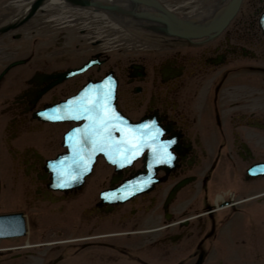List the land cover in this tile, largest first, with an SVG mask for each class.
<instances>
[{"label": "flooded vegetation", "instance_id": "af4514ba", "mask_svg": "<svg viewBox=\"0 0 264 264\" xmlns=\"http://www.w3.org/2000/svg\"><path fill=\"white\" fill-rule=\"evenodd\" d=\"M256 9L258 10L255 13ZM259 9L258 3L252 8H248L247 12L245 8L230 24L229 29H226L225 35L211 40V44L204 50H200L199 47H197V51L193 50V47L189 48V44L175 49L176 40L162 39L163 44L156 46V51L142 52L140 58L132 59L125 65L129 70L126 81H131L134 78L140 80L139 84L132 88L137 89L135 93H140V97L130 98V100L139 106L154 110L161 119H164L161 114L166 117L168 113H171L182 122L188 112L185 109L188 102L186 98H197L203 86L199 82L200 78L206 81L207 79L203 76L212 73L209 70H213V68L205 63L206 57L218 58L219 53H224L219 58L229 60L239 51H244L242 54L249 55L242 56V60L249 61L242 64L243 72L240 74L235 71L236 75L232 78L234 81L231 83V79L227 83L228 86L223 85L225 90H221L218 97L249 98V102L253 100L255 109L249 114V117H247V113L238 114L240 124L248 123L246 125L248 127L243 129L240 134H232V130H228L225 126L230 120L238 119L237 116L234 117V114H226V112L222 114L215 112L206 114L208 117L206 122L210 124L216 122L217 129L212 130L205 127L204 129L186 130L182 128L181 130V132L183 131L182 145L185 150L179 155L178 167L166 178L171 179L172 185L189 177L193 178V181L181 192H178L171 203L169 220L172 227L155 228L150 230L154 231L150 235L143 233L145 231L141 232L138 225L143 222L142 218L145 215L139 217L136 215L135 209L131 210L128 206H123L114 210L117 220L128 223L130 222L128 218L133 219L131 223L133 230L123 233L122 241H113L117 238L108 237L105 234L100 235L102 239L99 241L76 245L74 260H68L66 248L46 247L43 251V264H159L160 261L156 260H159L160 257L171 264H195L197 260H202L200 264H249L246 260H264V175L250 176L247 173L249 166L264 163V98L262 95L258 96L256 91L257 87L264 91V78L262 75L258 76L253 73L259 70L264 73V64L260 63L264 62V35L258 26L257 13ZM251 10L255 16H251ZM37 27L39 28V26H35V28ZM13 36L19 37L20 35L15 33ZM152 36L159 37L160 35ZM159 42L154 40L151 44L157 45ZM227 45H232L234 48L227 47ZM88 49L82 56H77L78 54L75 52L65 55L63 60L60 58L64 64L67 61L72 62L70 68L81 67L93 58L99 60L97 63H90L84 71L62 83H55L52 79L41 85V82L36 80L35 76L43 72H41L42 70L35 71V69L39 67L45 73L52 72L49 67H54V62L46 61L44 65L38 63L32 66L29 75L34 74L33 79L36 82L31 86V91L27 93L24 86H21L22 83L14 84L13 82L11 85L16 86V91L10 98L4 99L6 109H2V113L7 114V119L12 122L20 119V125H22L21 121H25L28 125L26 118L31 114L33 107L29 105L26 97L34 98L36 96L35 98H41L39 102L45 101L42 98H68L78 87V89L82 87H80L81 84L88 81L96 82L107 74H115L114 66L107 65L106 73L100 76L101 67L105 64L106 59L94 52L92 48ZM45 50L52 56L50 53L52 51H49L48 47H45ZM84 55L88 56V60H90H83ZM250 58L254 63H250ZM239 59L240 57L237 58V60ZM76 62L79 64L76 65ZM163 64L168 67L166 73H161V68L159 70ZM59 69L68 68L64 66ZM169 73L173 77L163 79L162 76ZM218 74L221 75L222 71ZM254 74L256 75L254 76ZM49 77L53 76L49 75ZM188 80L193 81L194 87L187 88L186 94L184 93L181 98L184 84ZM1 82L2 79L0 84ZM253 87H255V91ZM38 88L41 90L36 94L35 91ZM231 88L234 92L226 95ZM129 91H131L130 88H125V93ZM143 92H145L144 98H142ZM156 104L159 107L154 109ZM162 104L164 106H161ZM169 105H174V108H168ZM238 105L239 110L246 112L247 105L242 103ZM33 106L36 105L33 104ZM8 124L12 125L10 122ZM6 126L7 123L4 125V130H6ZM182 126L179 125V127ZM28 129L27 126H24L23 131ZM19 130L21 129L19 128ZM227 131L229 132L227 133ZM200 133H205V136ZM231 135H234L232 139L228 137H232ZM41 137L42 139L38 142L46 151L55 149L57 136L52 126L42 129ZM204 139L207 143L204 142ZM227 141L231 145L226 144ZM13 142L9 151L13 156L14 165L18 164L21 155L25 156L29 151L28 148H37L36 140L23 143ZM39 162L40 159L35 160L33 157L32 162L28 163V176L23 183V189L25 188L27 194L32 192L31 190L38 194L39 189L35 188L32 174L38 169ZM109 172L112 173L113 169L100 162V167L87 178L82 188L67 193L69 204L75 210L76 215L77 209L81 208L85 202L94 201V179L106 182ZM212 179H218L222 184L221 196L218 200L221 207L218 209L215 207L216 199L213 202L206 194L208 183ZM192 183H197L198 188L195 189ZM226 185H230V187L227 188ZM225 189L229 191L226 195L224 194ZM226 202L228 204L224 205ZM253 205L255 206L251 209ZM48 210L52 211L51 208ZM254 210L256 211L253 212ZM130 211L134 213L131 217H129ZM155 211H163L162 204ZM249 213L252 214V217L247 226L243 221L246 217L245 214ZM124 214L127 218L123 217ZM240 225H243V228ZM238 228H242L239 233L236 232ZM225 229L227 230L225 231ZM91 233L89 231L87 234Z\"/></svg>", "mask_w": 264, "mask_h": 264}, {"label": "rangeland", "instance_id": "374dc122", "mask_svg": "<svg viewBox=\"0 0 264 264\" xmlns=\"http://www.w3.org/2000/svg\"><path fill=\"white\" fill-rule=\"evenodd\" d=\"M21 0H0V28L5 25L6 31L1 34L0 37V70L4 71L2 82L0 84V102L1 98H10L12 95V92L16 91V86L11 85L13 84H21V86H24L25 91L28 93L31 91V86L34 85L36 81H34V74L29 75V70L32 66L36 64H41V62H46L53 60V65H62L63 64V58L65 55H71L75 52L78 54L77 56H82L83 53H85V50H89L88 48H92L94 52H98V54L106 59L105 64L101 67V75H104L107 71V65L114 66V73L115 75L119 76L120 81V95H121V101L126 104L127 100L124 96L125 94H128L130 98H139V94H134L132 91L125 93V88H130L132 90L133 87L139 84V79L134 78L131 81H126L127 76L129 73V70L126 69V63L132 59L140 58V54L142 52H153L156 51L158 45L151 44L154 42L155 39H153V36L150 34V32H141L138 36H135L139 38L140 44L138 45H124L125 42L122 44H118L116 48H108L102 45V43L106 44L107 40H104L102 37L99 38L98 44H96L97 41L95 40L94 35L88 31V29H84L81 25L78 23H62L61 21L52 20L50 18H47L49 16V13H53L50 9L40 8L30 13V16L23 19H17L18 23L16 24L17 29L11 31L8 28V25L11 24V22L14 20V18H17L18 16H22L25 9L28 8L29 2H20ZM165 2L169 1V5H173L174 2H177L176 0H164ZM250 2L251 0H245L243 3ZM36 2V1H34ZM33 2V3H34ZM253 3V0L251 1ZM260 3V2H259ZM259 6V5H258ZM261 9H264V3L262 5ZM244 8V6L242 7ZM28 10V9H27ZM244 10V9H243ZM242 10V12H243ZM258 18V15H257ZM37 23H36V22ZM61 22V23H60ZM43 25V26H41ZM103 27L105 25L102 23ZM35 26H39V28H35ZM229 29V28H227ZM144 29H142L143 31ZM44 33L45 38L38 35V33ZM15 33H19V37H14L13 35ZM106 33H111L109 31H106ZM40 34V33H39ZM112 34V33H111ZM110 34V35H111ZM122 35L121 31H118L117 36ZM99 36V35H98ZM30 37V39H27ZM108 39L111 37H107ZM28 40V41H27ZM26 41V42H25ZM97 46V47H96ZM45 47L49 48V51L52 54H50L45 50ZM163 47V46H159ZM165 48V47H164ZM163 48V49H164ZM77 49V50H76ZM197 49V48H196ZM193 48V50H196ZM66 51V52H64ZM63 52V53H62ZM61 53V54H60ZM66 53V54H64ZM49 54V55H48ZM73 57H75L73 55ZM62 60H61V59ZM240 61V62H239ZM246 62H249L248 60H245ZM241 58L239 60H228V62L223 61L222 66H220L219 72L222 71V74L219 75L218 71L214 70L212 73H208L204 75L203 77L207 80L204 81V79L200 78V84L203 85L202 89L199 91V94L197 98L200 102H202L203 98H218L221 90L224 91L225 87L223 85H227L228 82L234 77L229 75L230 73L240 72V74L243 72L242 64L246 63ZM250 63H254L253 60L250 58ZM261 64H264V62H260ZM161 68V73H166V69H168L167 65H161L159 67V70ZM158 70V72H159ZM224 71V72H223ZM256 73L258 76L262 75L264 78V73L259 70ZM239 74V75H240ZM254 74V76L256 75ZM227 75V77H226ZM229 75V76H228ZM99 76V77H100ZM159 76V75H158ZM168 79H171L173 76L169 73L166 74ZM220 77V80H219ZM219 80V81H217ZM244 80V79H243ZM242 80V81H243ZM234 81V79L231 80V83ZM219 82V83H218ZM230 83V84H231ZM25 84V85H24ZM229 84V85H230ZM35 87V86H34ZM198 90V88H196ZM255 91V87H253ZM218 90V91H217ZM231 88L226 95L230 94V92H234V90ZM11 91V92H10ZM187 88H183L181 98H183L184 93L186 94ZM257 95L263 96L264 98V91L263 89L257 87L256 88ZM145 92L142 93V98H144ZM232 95V94H231ZM27 98V97H26ZM186 98V97H185ZM237 100L239 98H236ZM220 100V99H219ZM129 104L127 103L126 106ZM221 105H223L221 103ZM190 112L196 117L197 119L201 118L204 113V109L200 104H195L190 107ZM7 115V114H6ZM201 121V119H200ZM5 125V118L0 113V133L2 130V136L4 137L6 135L5 131L1 129ZM201 127L203 128V123L201 122ZM57 129V128H55ZM41 131V130H40ZM38 131V133L40 132ZM63 131V128L59 129V135ZM58 135V137H59ZM15 143H18L16 140ZM50 155H46V157H49ZM11 160L10 154L6 150V147L4 148L2 143L0 145V173L3 178L4 184L7 185L8 193L4 192V196L1 197L3 201H9L12 204H3L0 209V213H9V212H16L21 208V204H23L24 198L20 197V193L17 191L19 190V182H21V175L19 173H14V171L11 168V164L9 163ZM221 182L218 179H212L208 183V190H207V196L209 197V200L213 201L218 196L217 194H221ZM196 189V187H195ZM196 194V193H195ZM5 197V200L3 199ZM255 205L251 206L253 209ZM69 211L75 212L73 207H68ZM255 209V208H254ZM79 209H77V216L79 214ZM29 211V210H28ZM252 211V210H251ZM254 210L253 212H255ZM29 214L37 217L39 222L41 223L42 217L44 216V211H36L31 209L29 211ZM245 219L243 223L245 225H249V219L252 217V214L250 213L247 215L245 214ZM76 223L81 222L79 219H76ZM73 225V224H72ZM151 224H146V226H150ZM243 225H240V227ZM246 226V228H247ZM77 227V226H75ZM74 227V228H75ZM118 228H122V226H118ZM242 228H238L236 232H240ZM245 228V229H246ZM27 236L21 239H14V240H0V247L4 246H11L13 248L23 245L26 241L28 242H42L45 240H49L47 237H43L39 232L34 231V228H28L27 226ZM227 229H225L226 231ZM75 230H71L69 232L71 235H78L77 233H74ZM121 240V239H119ZM123 240V239H122ZM76 249V248H75ZM75 249H68L66 256H68V260H73L75 258ZM32 250V249H27ZM33 251V250H32ZM74 253H73V252ZM158 256V254H157ZM163 258L160 257L159 260H161V264H171L168 263L166 260L163 261ZM12 260H24V256L18 259H5V257L0 256V264H10L12 263ZM28 260H32V258L29 257ZM152 262H155L154 260H151ZM157 261V260H156Z\"/></svg>", "mask_w": 264, "mask_h": 264}, {"label": "bare ground", "instance_id": "6f19581e", "mask_svg": "<svg viewBox=\"0 0 264 264\" xmlns=\"http://www.w3.org/2000/svg\"><path fill=\"white\" fill-rule=\"evenodd\" d=\"M29 2V6H28V10L25 9L24 13L22 14V16H18L17 18H14V20L11 22L10 26L11 27V31L13 30H16L17 27H16V24L15 23H18L17 22V19H23V18H27L30 16V13L31 11H35L37 9H40V8H45V9H50L53 13H49V16L47 18H50L52 20H56V21H61L62 19V23L65 24V23H78L79 25H81L84 29H88V31H90L94 37H95V40H93L94 42H96V44H98V42L100 41L99 38L100 37H104L103 39L104 40H107L106 41V44L105 45L104 43H102L103 46L105 47H108V48H116L118 44H123L125 42L124 45H138L140 44V40L139 38L135 37V36H138L141 32H151L153 33L152 31H154L152 28H147V27H141V26H135V25H128V24H124L122 22H120L119 20L111 17L110 15L100 11L98 8L99 6V3H85V4H76L74 0H21L20 2ZM36 1V2H34ZM164 5L172 12V14H176V15H180V16H187L189 15L190 13L200 9L201 7L211 3L212 1L214 0H176L177 2H174L173 5H169V1L165 2L164 0H161ZM245 0H241L234 15L228 20V22L223 26V28L215 33L214 35L210 36L209 38H206V39H202V40H193L185 35H183L184 37H181L182 35L180 34H176L173 36V37H169L170 40L171 38L176 40V46H175V49H178V47H184L186 46V44H189V48L193 47V48H197L199 47L200 50H204L206 49L210 44H211V40L217 38L218 36H224L225 35V31L226 29L230 26V24L232 22H234V19L237 18L240 13L242 12L243 9L246 8V12L248 10V8H252L254 5H256V3H258V8L259 11H258V18L260 19V23L258 24L259 27H261V33L264 34V9H261V7H263V3H264V0H253L254 2L250 4V2L252 1H248L246 3H243ZM261 1V2H260ZM34 2V3H33ZM260 2V3H259ZM244 6V8H242ZM258 9L255 10V13L257 12ZM251 13V16H255L254 15V12L251 10L250 11ZM61 23V22H60ZM102 23L105 25V27H103ZM5 25H3L2 27H4ZM42 26V25H41ZM5 29V28H3ZM142 29H144L142 31ZM150 29V31L148 30ZM106 31H109L111 33H106ZM118 31H121L122 32V35H118L117 36V33ZM40 33V34H39ZM38 35L42 36V37H46L45 34L39 32ZM1 31H0V36H1ZM111 34V35H110ZM99 35V36H98ZM180 35V36H179ZM111 37V38H107V37ZM228 36V35H226ZM167 37V36H166ZM164 35L163 36H153V39L155 38V40L157 42H159L157 45H162L163 44V40L167 39ZM2 38V37H0ZM27 39H30V37H28ZM163 39V40H162ZM28 41V40H27ZM26 42V41H25ZM179 44V45H178ZM97 47V46H96ZM227 47H232L234 48V46L232 45H227ZM245 50V49H243ZM197 51V50H196ZM195 51V52H196ZM244 52V51H243ZM243 52H238V53H235L229 60H234V59H237L238 57H240L242 59V56H249V55H246V54H242ZM98 54V52H96ZM224 55V53H219V57H222ZM90 57V55H89ZM217 58V57H206L205 59V63H207L208 66L212 67V69H210L209 71L210 72H213L217 67V69L220 68V66H222L221 64H223V61H226L228 62L227 60L228 59H220V58ZM228 58V57H226ZM98 59V58H97ZM97 59H94L91 60L88 64L92 63L94 64V62H99V60ZM83 60H88V56L84 55L83 56ZM90 60V59H89ZM88 60V61H89ZM48 62H52V61H49ZM240 62V61H239ZM70 63L72 62H69L67 61L66 64H63L62 65H55L54 67H49L50 69L49 70H52V72H49L48 73H45L43 69L41 68H36L35 71H39V70H42L41 72L43 73H39L36 77V80L40 81L41 82V85L45 82H50L52 79H54L55 83L57 82H63V81H66L67 79H70V77L74 76L73 74H78L79 71H75V69H79L80 67H77V68H70L69 66L71 65ZM42 65H44V62H41ZM79 63L76 62V65H78ZM101 64V63H100ZM64 66H67L68 69H59L58 68H63ZM82 67V66H81ZM216 69V70H217ZM218 72L220 70H217ZM0 72H3V70H0ZM49 75H52L53 77H49ZM114 79H117L116 82L118 83V86L115 85L116 87V94L114 96V98H121V95L119 94V85H120V81H119V78L118 76H116L115 74H110ZM231 76L233 75H236V73H230ZM3 77V74L0 76V79H2ZM95 83L96 85H101V81H97V82H91V81H88L84 84H81V86L83 85H90V84H93ZM104 84H108V83H104ZM185 88H190L191 86H193V81H186L185 84H184ZM228 86V85H227ZM194 87V86H193ZM79 88V87H78ZM76 89L72 95H76L78 92H79V89ZM41 90V88H38L35 93L38 94V92ZM137 90V89H136ZM135 89H132V93L134 92V94H137L135 93L136 92ZM139 90V89H138ZM11 92V91H10ZM15 92V91H14ZM12 92V93H14ZM142 92V91H141ZM131 93V92H129ZM223 93V92H222ZM140 94V93H139ZM126 98H130V96L128 94H125L124 95ZM36 97V96H35ZM26 98L29 105L32 106V112L31 114H29L28 118H26L27 120V123L28 125L26 124L25 121H21L22 122V125H20L21 123H19L20 119L19 120H15V121H11V120H8L7 123H12V125H10V128H9V125L7 127L6 130H4L6 132V135L3 137L2 136V130H1V133H0V145L2 143V145L6 144L5 147L7 146H10L11 148V145L13 144V141H18V142H29V140H36L35 137H37L39 140L42 139V137H39L38 135L41 136V134H37V131L39 130H42L44 127H46V125L48 124H44V123H47L45 120H43L40 116V114L38 112H41L43 108V106H45V103H47L48 101H54L56 102L55 100L59 99V98H42L43 100L45 99V101L43 102H39V99L41 98ZM195 98V97H194ZM234 98V97H232ZM258 100H260L261 98H256ZM47 100V101H46ZM53 102V103H54ZM36 105V106H33V104ZM117 103H118V100H117ZM9 105V103H8ZM161 106H164V104H162ZM118 107H120V105L118 104ZM159 106L158 104L154 105V109H157ZM168 108L170 109H173L174 108V105H169ZM183 111V110H182ZM160 114V113H159ZM164 118V114H161ZM42 121V122H41ZM25 123V124H23ZM24 126H27V128H29L28 130L26 131H23V128ZM4 128V127H3ZM19 128L21 130H19ZM204 129V128H203ZM19 130V131H18ZM195 130V129H194ZM52 132V131H51ZM229 131H227L228 133ZM231 133V132H230ZM201 135L205 136L204 134L205 133H200ZM234 134V133H232ZM17 135V136H16ZM232 137L228 136L230 139L233 138L234 135H231ZM35 138V139H34ZM204 142H206V140L204 139ZM226 144H229L231 145V143L229 141H227ZM43 149V147H42ZM27 150H29L25 156L24 155H21V158L18 160V166H19V169L20 170H23L22 172L24 173L23 177L26 179L27 177H25L26 175H28V171H29V167H25L24 166V162L25 163H29V162H32L33 160V157L35 160H41L42 157L41 155H39L40 152H37L35 149L33 148H28ZM34 151H35V155H34ZM33 156V157H32ZM39 158V159H37ZM44 161V160H43ZM44 164V162H43ZM42 174H43V171L42 169H36L34 171V173L32 174V177L34 178V182H35V185L37 188V193H43L44 190L47 194V197H51V193H49V191H47L46 189L43 188L44 186V183L45 184H48V181L45 180L44 181V178L42 177ZM22 181H21V186L23 187L22 185ZM32 187H33V184H31ZM227 186V185H226ZM230 187V185H228ZM227 186V188H228ZM1 187V185H0ZM25 189V188H24ZM98 193V191L96 190V194ZM229 191H224V194H228ZM37 196H39L38 194H36ZM4 196V193L1 194L0 196V205H3V204H12L10 203L9 201H3L1 197ZM53 196V195H52ZM38 198V197H37ZM5 200V197L3 198ZM136 199V198H135ZM133 200V201H136V200ZM40 200H43V198L40 197ZM217 201V200H216ZM230 202V201H228ZM135 205V203L133 204V206ZM216 206V209L220 208V204L218 202H216L215 204ZM116 206L112 207V208H115ZM99 208L101 209H107L108 207L107 206H99ZM155 210V207H151V212ZM88 211H85L84 213H86ZM54 217L56 215H53ZM123 217H126V214H124ZM127 218V217H126ZM109 223L105 224V225H108ZM112 226H115V224H112ZM172 227V225L170 226V228ZM30 228V227H28ZM34 230H36L37 228L36 227H33ZM24 229H27L26 227L23 228ZM146 231L148 232L147 229H142V231ZM8 230H3V232H7ZM28 231V230H27ZM145 233V232H143ZM16 236V235H14ZM17 238H23L24 237H17ZM1 240H3V238H1ZM162 240V239H161ZM28 245H30L29 242L26 241V244H24L23 246L19 247L20 249H24V248H27L29 247ZM8 252V251H7Z\"/></svg>", "mask_w": 264, "mask_h": 264}, {"label": "water", "instance_id": "95a60500", "mask_svg": "<svg viewBox=\"0 0 264 264\" xmlns=\"http://www.w3.org/2000/svg\"><path fill=\"white\" fill-rule=\"evenodd\" d=\"M74 1L76 4L99 3L97 9L124 24L152 28L168 36L176 33L202 40L223 28L241 0H214L185 17L172 14L161 0Z\"/></svg>", "mask_w": 264, "mask_h": 264}, {"label": "snow or ice", "instance_id": "6c2138e0", "mask_svg": "<svg viewBox=\"0 0 264 264\" xmlns=\"http://www.w3.org/2000/svg\"><path fill=\"white\" fill-rule=\"evenodd\" d=\"M95 95L92 97V99L87 103H78L74 108L71 110L77 113H89L88 118L91 120V124L89 126H86L85 129H75L74 133H80L83 132L84 137L86 139H90L93 145L92 152L95 151H105V147L108 144V141L111 138L112 131L116 128V124L114 121H120L123 122L122 117H120L117 113L114 112V110L110 107V99L112 95L111 87H102V86H96L94 90ZM72 103L71 101L69 102ZM41 115H46L45 113H41ZM47 118L53 119V120H59V119H65V118H73V119H80V115H75L72 117H64L61 115H52L48 116ZM155 122L152 123V126H154ZM149 125H142L140 126L141 129L149 128ZM121 131H125L124 129H121ZM137 132H139V129H131L129 128L127 130V134L132 139L136 140L137 143L135 147H139L141 144H143V133H141L139 136H137ZM159 132L157 131L156 135H158ZM72 134H70L71 137ZM156 136H153L152 139L155 140ZM120 143L125 144V141H120ZM73 147H76V145H73ZM125 152H131L132 148L128 147L127 144L124 149ZM91 156V153L89 154V158ZM111 159V157H110ZM125 159H127V156H125ZM113 163H118L117 160H112ZM61 166H63L64 161L58 162ZM79 163L84 164L85 168L87 167L86 163H84L83 157H81ZM123 166V165H120ZM66 186V185H61Z\"/></svg>", "mask_w": 264, "mask_h": 264}]
</instances>
